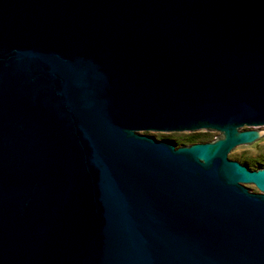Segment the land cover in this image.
<instances>
[{
	"label": "water",
	"instance_id": "water-1",
	"mask_svg": "<svg viewBox=\"0 0 264 264\" xmlns=\"http://www.w3.org/2000/svg\"><path fill=\"white\" fill-rule=\"evenodd\" d=\"M261 144L264 0H0V264H264Z\"/></svg>",
	"mask_w": 264,
	"mask_h": 264
},
{
	"label": "rangeland",
	"instance_id": "rangeland-1",
	"mask_svg": "<svg viewBox=\"0 0 264 264\" xmlns=\"http://www.w3.org/2000/svg\"><path fill=\"white\" fill-rule=\"evenodd\" d=\"M142 133L154 136L157 139L172 140L177 146L212 141L221 135L220 131L208 129L182 132L143 131ZM240 158L255 169L264 167V144L241 150Z\"/></svg>",
	"mask_w": 264,
	"mask_h": 264
}]
</instances>
